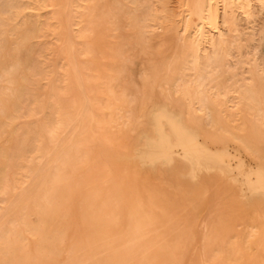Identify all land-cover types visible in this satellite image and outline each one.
<instances>
[{"label": "bare ground", "instance_id": "6f19581e", "mask_svg": "<svg viewBox=\"0 0 264 264\" xmlns=\"http://www.w3.org/2000/svg\"><path fill=\"white\" fill-rule=\"evenodd\" d=\"M67 1L29 2L34 10L50 11L53 36L57 39L61 38L62 20L65 11L68 12ZM158 1L161 12L154 15L151 12L140 13L142 0H75L72 26L75 27V55L80 68L79 71L72 70L69 56L59 53L63 63L64 90L54 83V77L53 84L49 79L51 100L57 107V123L52 128L42 124L45 138L20 174V178L33 177L34 185L31 183L33 186L27 192L29 197L16 203L17 212L0 222V260L14 259L16 264H59L66 243L65 231L75 223L73 230L79 237L69 244L61 264H188L185 260L188 252L196 255L197 264H225L223 252L225 238L230 233L228 223H217L214 220L217 217L203 224L198 222L202 224L203 239L201 247H196V213L206 192H201L195 185L192 188L190 185H178L170 194L151 192L145 185V198L135 203L134 210L129 209L126 224L120 222L118 212L123 202L117 190L123 183H131L135 179L126 171L118 175L113 173L117 161L128 163L131 157L127 144H121L107 133V120L116 127L117 119H121V102L131 104L139 101L135 117L125 118L136 119L135 123H124V128L126 131L135 130L145 119L150 120L152 134H146L144 144L135 147L133 152L140 166H157L156 174L160 175L182 176L183 161L173 156L176 153L212 162L220 170L227 169L231 154L221 144L226 140L235 145L242 135L240 149L249 159L240 152L233 155L236 162L234 170L244 178L249 192H264V169L252 165L253 161L260 162L264 158V148H261L264 145L261 141L264 135V96L252 81L238 84L233 90L223 93L208 85L211 76L208 66L234 55L227 26L228 9L235 7L247 18L252 14L251 3L264 10V0H177L178 12L183 14L184 36L180 38V54L166 47V36L177 21L168 12L170 6L167 7L166 0ZM17 3L18 0H0V13H9L17 8ZM6 26L7 31L15 32L8 24ZM152 27L159 30L157 35L151 32ZM101 31L109 46L105 58L110 62L118 61V67L104 64V68L99 70L94 64L99 55L95 36ZM6 32L0 35V41L7 36ZM262 35L264 38V31ZM155 36L157 40L153 39ZM20 40L26 42L27 38L23 36ZM157 44L161 50L164 49L166 59L159 72L167 80L174 79L171 84L167 80L159 84L163 91L162 105L150 104L151 94L146 87L138 97L126 88L128 76L146 71L141 64H135L136 59L154 55ZM132 46L139 47V52L135 54ZM9 54L15 57L16 51L11 50ZM178 58L181 65L177 63ZM255 68H259L258 64ZM259 69L264 79V68ZM28 70L29 67L19 60L12 68L0 70V79L6 82L8 96L6 100L0 99V119L18 110L17 103L12 106L10 102L20 89V77ZM191 76L193 78L190 79ZM184 77H188L187 80H183ZM82 85L84 103L78 96ZM224 119H242L244 122L250 119L249 130L235 131ZM62 141L66 146L56 154L57 150L53 149ZM100 147H108L112 153L117 149L123 152L122 155H104ZM46 160V173L38 178L35 171L39 164L44 167ZM36 163L39 164L36 166ZM38 171L42 173L40 167ZM18 174L10 164L5 167L4 176ZM4 176L0 178L3 182ZM160 182L165 183L161 179ZM16 186L18 184L9 183L0 192V214L4 208L7 209L10 191ZM211 197L210 201L213 200ZM15 199L11 198V203ZM78 199L81 202V221L74 220ZM244 211L245 216L247 213L251 218L258 216L263 219L260 225L254 221L249 225L257 251L252 253L248 250L246 257L250 264H264V208L252 206ZM31 216L36 217L37 223L31 221ZM131 226L133 230H130ZM116 227V235L111 238V229ZM51 233L57 242L52 251L47 248V236ZM58 233L60 235L56 236ZM237 264L244 263L240 261Z\"/></svg>", "mask_w": 264, "mask_h": 264}, {"label": "rangeland", "instance_id": "374dc122", "mask_svg": "<svg viewBox=\"0 0 264 264\" xmlns=\"http://www.w3.org/2000/svg\"><path fill=\"white\" fill-rule=\"evenodd\" d=\"M30 1L31 0H18L17 8H14L7 14L0 13V35L5 34L7 31V24L10 28L15 29V32L12 33L8 30L6 32L7 36L0 41V70L12 68L17 60L22 62L23 65H27L30 69L20 77V89L16 98L10 102L12 106L17 103L19 107L18 110L12 111L4 119H0V162L4 161V163L0 165V178L4 176L5 167L9 164L11 169L19 173L16 176H4V182L0 179V192H2L5 186L9 183L12 185L18 184L16 188L14 187L10 191V201L9 204L5 206L9 211L4 208L5 211L3 210L0 214V222L5 221L7 218L14 215L17 212L16 206L18 202L25 197H29L27 192L29 188L34 185L33 177L20 178V174L23 172L29 160L35 156L40 141L45 138L42 134V124L46 123L48 127L52 128L57 123V107L53 105V101L51 100L52 94L49 89V79H52L51 81L53 84L54 77V83H57L61 87V90H64V81L61 71L63 70V63L59 59V53L63 52L69 56L68 60L72 70L79 71L80 68V62L75 55V48L77 46L75 32L73 30L75 27L72 26V9L75 0L67 1L68 12L65 11L64 15L69 13V20L65 15L60 28L61 38L58 39L53 36V22L51 20L50 11L46 9L38 11L34 10L29 3ZM47 1L48 0H33V2L39 4H44ZM141 4L142 7L140 13L151 12L154 15H158L161 12V3L158 0H142ZM166 4L167 7L170 6L168 7V12L171 15L173 14L172 16L177 21L175 26H173L172 30L166 36V47L171 51L180 54V38L184 36L182 27L183 14L178 12L179 9L176 6L177 0H166ZM251 5L253 7L251 9L252 14L247 18L242 11L235 7L228 9L227 26L232 45L234 46V55L233 57L226 56L220 62L211 63L208 66V70L211 73L208 85L214 91L223 93L228 89L233 90L238 84L252 81L254 86L264 96V79L261 76V69H259L261 67L264 68V38L262 35L264 31V10H260L254 2H252ZM173 10L174 13L172 12ZM68 23L69 25H67ZM151 29L153 35L159 33V30H155L154 27ZM124 33H126V29L124 30ZM23 36L27 38L26 42H21L20 38ZM95 37L99 51V55L94 60L96 68L100 70L104 68V64L107 67H118V61L113 60L110 62L105 58L109 46L106 42L107 38L105 37L104 32H98ZM155 37L156 38L153 39L157 40V36ZM132 48L135 54L139 52V47L132 46ZM154 48L156 49L154 55L149 57L141 56L136 59L135 64H141L146 68V71L143 74L133 73V75L128 76L126 78V88L128 92L133 93L138 97L143 91H145L144 87H146L151 94L152 102L150 104L157 103L162 105L164 102L162 100L163 91L159 84L167 79L159 71L163 68L166 59L164 60L165 53L164 49L161 50V46L157 44ZM71 49L73 50V54L71 53ZM11 50H14V52L16 51L15 57L10 56L9 53ZM71 60L75 62L72 63ZM177 63L178 65H181V59L178 58ZM71 64H75V66L72 67ZM256 64H258L259 68H255ZM187 78L188 77H184L183 80H187ZM189 78L191 79L193 76ZM173 80L174 79L170 78L167 81L171 84L173 83ZM82 89L84 90L83 85L82 87L79 86L78 96L80 102L84 103L85 98L82 97V95L85 94V90L83 91ZM6 92V82L0 79V99H7L8 96ZM138 109V100L131 104L121 102L119 106V117L121 119H117V126L113 127V123H111L110 120H107V133L109 136L116 138L121 144L125 142L129 147V156L131 157L128 163L117 161L114 165L113 173L118 175L123 174V172L126 171L131 177L134 176L135 179L134 182L123 183L117 190L118 195H120L123 202V207L118 212L120 214V222L126 224L129 209L132 208L134 210L133 206L135 203L138 200L145 198V185L151 192L163 193L165 191V194H170L181 184V186L190 185L189 187L195 185L200 188L201 192H206L205 196H203L204 199L199 204L200 210L196 213V215H198L196 221V231L198 232L196 238L198 239V243L196 244V247L200 248V245H202L203 228L201 225L203 222L217 217L214 219L217 223L224 222L229 225L230 233L225 238V250L223 252L226 261L225 264H237V262L240 261L244 264H250L249 259L246 257L248 250L252 253L257 251V244L254 236L250 234L249 225L252 224L253 221L260 225L261 222H263V219L258 216L251 218V215L247 213L245 216L244 210L246 208L250 209L252 206L257 208L263 206L264 208V192L259 190L249 192V190L246 189L244 178L239 174L237 175L236 170H234L236 162L233 159V155L240 152L246 159H249V157L240 149V146L242 145V135L238 137L239 140L235 141V145L226 140L221 144L222 148L227 149L232 156L229 157L230 159L226 163L227 169L220 170L218 166L212 162L196 159L195 161L184 153H176L173 154V156L179 157L183 161V164H181L182 176H169L168 174L160 175L156 174L157 166H140L139 161L133 152L135 147L144 144L143 138L146 134H152L149 126L151 125L150 120L145 119V122L139 125L135 130L126 131L124 128V123L128 122L129 125L135 123L136 119L125 118H134ZM224 121L235 131H239L240 129L245 131L249 130L250 119L245 122L242 121V119H224ZM261 141L264 143V135ZM65 146V141H62L56 147L57 149L54 148L53 150L55 152L57 150V154L58 150L63 149ZM130 147L134 149L131 150ZM261 148H264V145H262ZM99 149L104 155H111L113 153L115 155H122L123 152V150L117 149L112 153L110 151L111 149L108 147H100ZM54 151L52 154H55ZM263 159L260 162L253 161L252 163L251 161V163L254 167L262 166L264 169ZM43 163H46L44 167H42L43 164L36 163V166L39 164L35 171V173L38 172L36 174L38 178L39 176L42 178L46 173L48 160ZM39 167L42 173L38 171ZM160 179L165 183H161ZM22 186L26 188L23 189ZM21 191H23V194ZM12 193H15L14 196ZM211 194H215V196H212ZM210 197L211 200L213 199L212 201H210ZM11 198H16L15 200H12V203H14L13 205L11 203ZM80 204L81 202L78 199L77 205L74 209L75 221L82 220L79 212ZM11 211H13V213H11ZM113 211L116 214V210ZM204 215H207V217L204 218ZM30 219L33 223H37L35 216H31ZM74 227L75 223L71 225L69 231H65L66 243L64 244V251L60 254L61 258L59 264L63 263L64 258L66 257V249L69 244L79 237L78 233L74 232ZM116 229L118 228L111 229V238L115 237ZM121 229L125 230L122 227ZM130 230H133V226L130 227ZM52 234L53 233L47 236V248L51 251L57 246V242L54 239L55 235ZM58 235L60 234L58 233L56 236ZM122 237L124 238L123 235ZM4 246L7 247L5 242ZM51 255L53 257V254ZM185 260L188 264H197L196 255L191 252H188ZM0 264H16V262L14 259L2 258Z\"/></svg>", "mask_w": 264, "mask_h": 264}]
</instances>
